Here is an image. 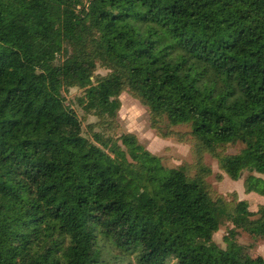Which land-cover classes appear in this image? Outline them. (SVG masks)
<instances>
[{
	"label": "trees",
	"instance_id": "16d2710c",
	"mask_svg": "<svg viewBox=\"0 0 264 264\" xmlns=\"http://www.w3.org/2000/svg\"><path fill=\"white\" fill-rule=\"evenodd\" d=\"M123 92L194 164L116 133ZM206 153L264 195V0H0V264H264L237 240L264 204L217 192Z\"/></svg>",
	"mask_w": 264,
	"mask_h": 264
},
{
	"label": "rangeland",
	"instance_id": "374dc122",
	"mask_svg": "<svg viewBox=\"0 0 264 264\" xmlns=\"http://www.w3.org/2000/svg\"><path fill=\"white\" fill-rule=\"evenodd\" d=\"M98 72L106 74L107 70L99 67ZM63 93L66 97L67 104H70L81 118L85 131L84 134H89L87 132V126L89 123L96 122L97 117L94 115H86L83 108L78 104L77 98L83 94L82 89L79 87H71L64 89ZM120 99L121 108L119 110L116 133H134L145 148L153 154L160 156L163 163L167 166L173 167L184 163L194 164L195 155L192 151L190 140H178L175 136H159L157 131L150 125L147 108L142 105L139 100L135 99L127 92H123ZM174 128L178 131H189L191 129L188 124L176 126ZM243 146L244 144L241 141H237L228 143L226 148L228 153H236ZM204 160L205 164L211 167V174H209L206 179L217 192L229 197H231L230 193L236 192L239 199L248 200L251 210H257L259 205L264 204V195L257 192H245L244 181L251 172L243 171L240 178L234 180L219 167L217 159L210 154L206 153L204 155ZM254 174L260 175L257 173ZM260 176L264 177V175ZM229 227H232V224L225 222L213 236L215 242L223 248L226 247L223 238ZM237 240L245 245L253 256L262 255L264 257V239L253 237L249 233L239 230ZM32 252H34V250L30 251V253ZM170 264L175 263L171 261Z\"/></svg>",
	"mask_w": 264,
	"mask_h": 264
}]
</instances>
